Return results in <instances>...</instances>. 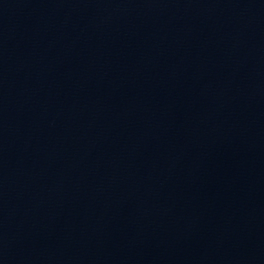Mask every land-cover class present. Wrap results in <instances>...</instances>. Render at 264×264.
Returning a JSON list of instances; mask_svg holds the SVG:
<instances>
[{
  "label": "water",
  "instance_id": "obj_1",
  "mask_svg": "<svg viewBox=\"0 0 264 264\" xmlns=\"http://www.w3.org/2000/svg\"><path fill=\"white\" fill-rule=\"evenodd\" d=\"M0 264H264V0H0Z\"/></svg>",
  "mask_w": 264,
  "mask_h": 264
}]
</instances>
